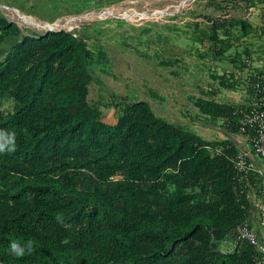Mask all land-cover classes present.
<instances>
[{
    "label": "trees",
    "instance_id": "trees-1",
    "mask_svg": "<svg viewBox=\"0 0 264 264\" xmlns=\"http://www.w3.org/2000/svg\"><path fill=\"white\" fill-rule=\"evenodd\" d=\"M240 1L252 8L253 0ZM191 25L218 55L232 46L234 28L242 36L252 29L245 18L211 21L201 31ZM11 38L17 41L0 59V131L15 133L16 148L0 153V264H257V249L236 237L250 216L253 171L236 173L231 159L240 149L232 140H205L144 100L91 102L88 64L104 54L95 59L73 32L22 34L0 14V45ZM212 78L226 90L239 84L233 73ZM195 106L238 134L244 106L213 98ZM29 239L31 253L10 254L11 241ZM225 240L233 250L219 249Z\"/></svg>",
    "mask_w": 264,
    "mask_h": 264
},
{
    "label": "rangeland",
    "instance_id": "rangeland-1",
    "mask_svg": "<svg viewBox=\"0 0 264 264\" xmlns=\"http://www.w3.org/2000/svg\"><path fill=\"white\" fill-rule=\"evenodd\" d=\"M114 1L100 8H94L92 2L85 4L79 0H0V4L14 7L39 22L52 23L54 28H68L69 32L85 39L95 59L103 52L101 61L88 64L95 78L89 86L91 102L100 97L108 103L144 100L157 116L180 124L205 140H232V137L242 140L243 136L228 133L221 122L212 123L198 115L195 102L197 98H213L238 107L248 104L250 84L247 78L253 73L264 75V0H253L251 10H246L240 0ZM111 9V12L102 13L109 15L106 19L74 18ZM157 11L164 14L153 15ZM0 14L16 22L22 34L44 31L37 25H22L16 12L0 9ZM231 18H245L252 29L249 35L242 36L240 29L234 28L230 39L232 46L220 55L215 52L219 48L214 49L211 42H198L192 32L193 25L190 26L197 23L201 31L206 30L211 21ZM7 41L0 47V59L17 39ZM233 56L237 58L234 65L230 60ZM168 60L174 63L167 66L164 61ZM239 62L247 67L240 69ZM230 73L239 82L232 91L221 88L212 78V75ZM207 92L214 96L210 97ZM113 112V108L105 110L104 120L112 121ZM254 159L255 168L260 167L264 172V161L257 156ZM253 197L249 193L252 207ZM218 247L231 251L234 245L225 240Z\"/></svg>",
    "mask_w": 264,
    "mask_h": 264
},
{
    "label": "built area",
    "instance_id": "built-area-1",
    "mask_svg": "<svg viewBox=\"0 0 264 264\" xmlns=\"http://www.w3.org/2000/svg\"><path fill=\"white\" fill-rule=\"evenodd\" d=\"M247 79L254 95L250 109L243 111L237 121L238 134L244 138L239 140L232 137L240 152L231 159L236 173L243 178H247L254 171L251 156H257L264 161V75L253 73ZM255 205L258 209L261 236H257L251 229L247 219L237 227L236 237L254 246L260 254L257 264H264V190L256 199Z\"/></svg>",
    "mask_w": 264,
    "mask_h": 264
},
{
    "label": "crops",
    "instance_id": "crops-1",
    "mask_svg": "<svg viewBox=\"0 0 264 264\" xmlns=\"http://www.w3.org/2000/svg\"><path fill=\"white\" fill-rule=\"evenodd\" d=\"M250 10H251V8H250ZM4 11H6L8 13L15 14V12L12 9H4ZM17 17H19V16H17ZM19 21L22 25L31 24L33 26L34 25L36 26V24L39 22L36 18H35V21L33 20V22H31V21L27 22V21L22 20L20 17H19ZM250 90H251V93H250V97L248 99V104L244 105V107H242L243 111L250 109V105H251V102L253 100V95H254L252 89H250ZM251 160L254 163V171L252 172V180H251V182H253V183L250 182V184H249V187H251V188H249V193H251L252 196H254V197L252 199L253 200V207L251 205V212H250V216H249L248 221H249L251 229L257 234V236L260 237L261 231L259 228V215H258V209L255 205V202H256V199L260 196L261 191L264 190V172L262 171V169L260 167L255 168L256 161L254 159V156H251ZM258 175H260V177L257 178Z\"/></svg>",
    "mask_w": 264,
    "mask_h": 264
},
{
    "label": "clouds",
    "instance_id": "clouds-1",
    "mask_svg": "<svg viewBox=\"0 0 264 264\" xmlns=\"http://www.w3.org/2000/svg\"><path fill=\"white\" fill-rule=\"evenodd\" d=\"M13 8L14 7H8V6L0 4V9L1 10H4V9H12L13 10ZM14 9H16V8H14ZM16 10L18 11V13L22 14V12H20L18 9H16ZM22 15L23 16H29V15H25V14H22ZM3 16L8 20V18L5 15H3ZM29 17H31V16H29ZM8 21H10V20H8ZM10 22H13V21H10ZM14 23L17 24L16 22H14ZM48 24L51 25L52 23H48ZM17 26H18V24H17ZM18 28L21 31V28L19 26H18ZM62 31H65V30H62ZM42 34H44V31H43ZM3 45H0V47H2ZM15 148H16V136H15V133H10V132H6V131H0V153L14 152ZM56 220H57L58 223H61V224L64 223L62 215L58 214L56 216ZM33 249H34V243H33V241L31 239L25 241L23 244L21 242H19L18 240H13L9 244V252H10L11 255H13L16 258H22L23 256H25L26 253H31L33 251Z\"/></svg>",
    "mask_w": 264,
    "mask_h": 264
},
{
    "label": "bare ground",
    "instance_id": "bare-ground-1",
    "mask_svg": "<svg viewBox=\"0 0 264 264\" xmlns=\"http://www.w3.org/2000/svg\"><path fill=\"white\" fill-rule=\"evenodd\" d=\"M187 1H185V3H186ZM185 3H183L182 5L184 6V4ZM114 9V8H113ZM113 9H111V10H108V11H105V12H91L90 14H87V15H85L84 17H82V16H79V17H74V18H78V19H80V20H85V19H87V20H92V18L93 17H95V19H106L107 17L106 16H109V15H103L102 13H108V12H111ZM95 13H97V15H95ZM100 13V14H99ZM138 13V12H137ZM158 13H160V14H164V12L163 11H157V12H155L153 15H155V14H158ZM130 14V13H129ZM18 16L22 19V20H24V21H26L27 20V22L28 21H31V20H34L35 21V18H32V17H29V16H22V14H20V13H18ZM118 18H122V19H124L125 21L127 20L126 18H124V17H121V16H119ZM86 20V21H87ZM36 25H38V26H40V27H42L43 29H45V28H47V27H49V28H52V29H58V27H53V25L51 24H42L41 22H38ZM55 25V24H54ZM66 29H68V28H66Z\"/></svg>",
    "mask_w": 264,
    "mask_h": 264
},
{
    "label": "water",
    "instance_id": "water-1",
    "mask_svg": "<svg viewBox=\"0 0 264 264\" xmlns=\"http://www.w3.org/2000/svg\"><path fill=\"white\" fill-rule=\"evenodd\" d=\"M4 7V6H3ZM13 10H14V12H16V13H18V11L16 10V9H14L13 8ZM91 13V12H90ZM90 13H86L85 15H87V14H90ZM85 15H75L74 17H79V16H82V17H84ZM23 16V15H22ZM119 19H121V20H124V19H122V18H119ZM42 24H48V23H45V22H42ZM62 30H65V31H67V32H69L70 30L69 29H65V28H61V29H52V28H49V27H47V28H45L44 29V34H46L47 32H60V31H62ZM72 30V29H71Z\"/></svg>",
    "mask_w": 264,
    "mask_h": 264
}]
</instances>
